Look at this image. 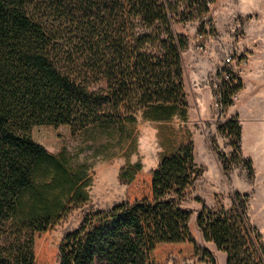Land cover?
I'll use <instances>...</instances> for the list:
<instances>
[{
	"label": "trees",
	"instance_id": "obj_1",
	"mask_svg": "<svg viewBox=\"0 0 264 264\" xmlns=\"http://www.w3.org/2000/svg\"><path fill=\"white\" fill-rule=\"evenodd\" d=\"M191 4L0 0V264H162L172 253L216 264L190 229V147L146 175L139 164L123 168L120 177L131 183L126 199L86 213L55 257L38 244L51 224L86 202L89 178L87 165L65 150L48 151L31 128L184 118L187 43L175 25L192 19ZM233 78L222 87L223 108L242 88ZM228 124L239 134L235 122ZM242 197L235 195L229 211L202 205L195 216L201 239L225 253V264H259Z\"/></svg>",
	"mask_w": 264,
	"mask_h": 264
},
{
	"label": "rangeland",
	"instance_id": "obj_2",
	"mask_svg": "<svg viewBox=\"0 0 264 264\" xmlns=\"http://www.w3.org/2000/svg\"><path fill=\"white\" fill-rule=\"evenodd\" d=\"M211 10L218 37L206 50L196 47V26L191 18L175 25L187 43L182 53L188 105L184 118L140 116L134 123L119 126L75 129L40 124L31 128L36 143L53 153L65 150L88 167L86 202L61 216L38 240L53 256L63 237L79 226L86 213L109 209L126 199L131 183L120 177L123 168L139 164L146 175L163 157L190 147L198 171L186 189V206L192 211L190 229L197 243L211 252L216 264H225V253L201 239L195 216L202 205L212 211L231 210L238 193L244 196L254 230L250 232L254 258L264 264V95L260 94L264 88V0H217ZM227 52L234 57L228 66L240 78L242 88L230 106L219 110L214 106L213 84ZM247 87L250 97L242 95ZM230 120L239 134L231 131ZM258 134L260 139L254 140ZM162 264L211 263L199 256L172 253Z\"/></svg>",
	"mask_w": 264,
	"mask_h": 264
},
{
	"label": "built area",
	"instance_id": "obj_3",
	"mask_svg": "<svg viewBox=\"0 0 264 264\" xmlns=\"http://www.w3.org/2000/svg\"><path fill=\"white\" fill-rule=\"evenodd\" d=\"M217 0H191L192 4L187 9V12L192 16V20L196 26L195 44L199 50H206L208 44L215 41L218 37L217 27L214 19L212 18V6ZM234 59L229 52H227L222 60L221 65L216 70V82L213 84L215 89L214 92V106L222 110L224 109L221 105L222 87L225 84L236 83L233 75L236 73L232 67L228 65ZM242 61V59H241ZM237 76V75H236ZM238 93L231 96L234 100Z\"/></svg>",
	"mask_w": 264,
	"mask_h": 264
},
{
	"label": "crops",
	"instance_id": "obj_4",
	"mask_svg": "<svg viewBox=\"0 0 264 264\" xmlns=\"http://www.w3.org/2000/svg\"><path fill=\"white\" fill-rule=\"evenodd\" d=\"M257 82V81H256ZM261 82V81H260ZM263 83V82H262ZM257 84V83H256ZM264 84V83H263ZM250 93H251V88H249V87H247V88H243V91H242V95H245V96H247V95H249V97H250ZM261 95H264V88H263V91L260 93ZM248 97V98H249ZM260 125H262L261 123L259 124L258 123V125H257V127L260 129ZM241 137H243V126H242V128H241ZM259 137V134L257 135V139L255 138L254 140H259L260 139V137ZM258 146V145H257Z\"/></svg>",
	"mask_w": 264,
	"mask_h": 264
},
{
	"label": "water",
	"instance_id": "obj_5",
	"mask_svg": "<svg viewBox=\"0 0 264 264\" xmlns=\"http://www.w3.org/2000/svg\"><path fill=\"white\" fill-rule=\"evenodd\" d=\"M197 171H198V167H197V166H195V167H194V172H195V175L197 174Z\"/></svg>",
	"mask_w": 264,
	"mask_h": 264
}]
</instances>
